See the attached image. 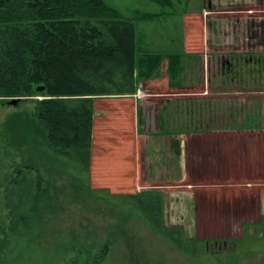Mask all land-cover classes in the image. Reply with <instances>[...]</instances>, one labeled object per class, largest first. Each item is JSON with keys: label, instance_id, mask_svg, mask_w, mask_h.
I'll return each instance as SVG.
<instances>
[{"label": "rangeland", "instance_id": "obj_1", "mask_svg": "<svg viewBox=\"0 0 264 264\" xmlns=\"http://www.w3.org/2000/svg\"><path fill=\"white\" fill-rule=\"evenodd\" d=\"M106 1L117 7L124 15H131L133 10L164 12V17L158 22L137 23L139 45H142L143 38L148 35L150 42L147 47L150 50L164 51L178 46L176 43L181 40L182 12L192 13L187 16L188 24L194 26L193 29L199 30L201 27L203 32L206 31L207 45L210 47L206 53L208 78L210 79L206 97L213 99L215 105L214 110L203 117L204 125L221 126L227 123L226 113L229 108H238L240 98L248 95L251 89L256 87L248 83L251 80L247 76L261 77L263 83L259 86L264 89V53H259L262 61L261 73L256 74H248L250 69L244 57L240 59V56L234 53L235 50L242 49L240 47L264 45V0H170L169 3L162 0ZM201 22H203L202 25ZM153 35L157 37L165 35L166 40L157 44L153 40ZM194 42L192 38L190 46L195 50L198 41L196 40L195 44ZM262 49L264 51V48ZM204 59L206 60V57L203 56ZM199 60L198 67L193 71L195 76H192L196 83L177 91L178 96L185 95L182 98L205 97L200 95L204 90L203 71L205 70L202 59L199 58ZM225 60H229L231 65L239 61L243 64L241 68L237 66L228 70ZM161 85V81L145 83L138 90L141 92L139 94L136 92L133 96L113 95L93 98L94 158L90 167L91 187L107 188L114 193L160 191L163 225L179 228L184 239L201 240L207 246V253L213 255L210 256L212 261L216 257L223 258L225 253L236 251L237 240L264 238V208L262 207V211H257V205H254V202L252 206L240 212L223 211L220 206L208 207L205 202H199L196 193H192L193 183L189 180L172 183V186H166L162 191L161 178L160 181L158 180L162 173L156 172L157 165L161 162L165 166L164 164L169 161L177 164V157L170 152L172 148L166 141L167 139L159 137L158 133L149 132V137L146 134L143 136L136 134V131L139 133L141 129L148 132L152 124L158 128V106L163 101H157L159 94H162L161 98L177 96L171 91L162 92ZM164 93L168 95H163ZM36 98L39 99L41 96L23 99L15 104L0 105V161L2 165L0 169L2 178L0 185V264H93L94 256L106 243L109 245L102 264H206L190 260L174 251L140 221L131 217L123 219L103 204L87 198L83 193L72 191L67 174L63 172L62 167L58 166L59 161L53 160L47 154L41 156L40 151L45 150V146L41 144V140L44 141L41 129H33V126L27 123L26 115L33 112V101ZM153 107L154 117L150 112ZM137 108L141 111L138 124ZM133 110L135 112L132 113ZM187 119L186 117L185 120ZM32 122L34 125V118ZM146 123L150 128L146 129ZM6 131L10 135L6 134L10 142L5 138L7 144L4 142L5 136L2 137ZM28 132L38 142L35 148L30 146L25 139V134ZM135 136L149 139L151 142L149 149L151 180L146 182L143 180V175L141 176V183L148 184V187L144 189H141V184L138 182L133 185L131 179L127 177V172L132 167L131 160H129L131 156L128 155L129 147L123 149L122 161L118 162L123 170H116L119 164L110 165L111 161L109 163L108 160V165L103 166L99 158L101 146L108 147L110 155L112 153L110 147L113 143L119 140L132 143ZM32 162L36 164L43 178L50 183L51 190L54 188L60 203L53 202L58 207L56 214L45 215L40 224L27 233L23 232L24 235H20L15 231L17 226H13L8 209L3 205L6 183L10 178L6 175H14V170L18 168L22 171L25 164ZM169 168L172 173L166 175H173L177 172L173 167ZM27 174L34 177L36 171L31 170ZM197 189H208L209 198L215 201L220 200L215 193L219 190L217 188L195 187V190ZM163 193H165L164 196ZM17 229L19 232L20 228L17 227ZM229 264H264V251L237 259Z\"/></svg>", "mask_w": 264, "mask_h": 264}, {"label": "trees", "instance_id": "obj_2", "mask_svg": "<svg viewBox=\"0 0 264 264\" xmlns=\"http://www.w3.org/2000/svg\"><path fill=\"white\" fill-rule=\"evenodd\" d=\"M162 17L164 12L141 10L124 15L106 0H0V105L10 104L14 98L21 101L41 96L33 101L27 123L41 129L45 150L40 154L59 161L72 191L83 193L123 219L140 221L190 260L229 264L264 251V238L237 240L236 251L212 261L213 255L201 240L184 239L179 228L163 225L160 191L114 193L90 185L93 98L135 94L138 84L149 79L165 57L171 83L182 72L185 54L149 51L137 40V23ZM41 85L44 89L36 91ZM139 115L137 110L138 122ZM6 134L10 136L6 131L2 137L9 142ZM25 139L36 147L38 142L30 132ZM35 165L27 163L22 171L18 168L14 175H6L10 178L3 205L20 235L40 224L45 215L56 214L58 207L53 202L60 203ZM31 170L36 171L34 177L27 174ZM108 245L94 256L93 264H102Z\"/></svg>", "mask_w": 264, "mask_h": 264}, {"label": "crops", "instance_id": "obj_3", "mask_svg": "<svg viewBox=\"0 0 264 264\" xmlns=\"http://www.w3.org/2000/svg\"><path fill=\"white\" fill-rule=\"evenodd\" d=\"M208 9L211 10L210 8ZM190 14L192 13L182 12L181 40L176 43L178 46L162 51L185 54L181 58L182 72L178 75V78L171 83L167 72L168 60L165 57L160 62L155 73L149 79L143 80L138 84L139 90L140 86L145 83L161 81L162 92L171 91L177 96L161 98L160 95L162 94H159V96H157L158 94H148L156 95L158 97L156 98L158 99L157 101L163 100L158 106V128H155L152 124V128L148 129L150 127L146 123L145 127L148 132L141 129L139 133L136 131V134L142 136L146 134L149 137V132L158 133L159 137L167 139L166 141L170 143L169 146L172 148L170 152H172L174 157H177V164L169 161L164 164L165 166L161 162L157 165L156 172L158 174L162 173L161 177H158L159 181L161 178L162 189L166 186H172V183L176 184L180 181L189 180L193 183L191 185L192 193H196V196L199 197V202H205L208 207L220 206L223 211L240 212L244 211L246 207L252 206L254 202V205H257V211H262L264 208V89L259 85L263 82L261 77L247 76L251 80L248 83L256 85V87H253L248 95L240 98L238 108H229L226 113L228 116L227 123L225 122L221 126L204 125L202 123L203 117L211 110H214L215 105L213 99L206 97L210 86L206 53L210 47L207 45L208 36L205 33L206 31L203 32L201 27L199 30L197 28L193 29L194 26L188 24L186 19ZM194 20H197V18H194ZM155 22L158 21L153 23ZM202 23L200 24L202 25ZM153 36V40L157 44L166 40L165 35L161 37ZM192 38H194L195 42L196 40L198 41L195 50L190 46ZM148 42H150V38L147 35L143 38L141 47L149 51H161L148 49ZM240 48L242 49H237L234 53H237L240 59H243L242 56L244 57L250 69L248 74L261 73L262 61L258 60L257 54L264 53L262 49L264 45ZM203 56L204 58L206 57V60H203ZM199 58L202 59L205 70L203 71L204 90L200 95L205 97L182 98L185 95L178 96L179 93L177 91L196 83L192 76H195L193 71L198 67ZM236 64L237 68H241L243 62L239 61ZM227 67L228 70L231 69V65L229 67L227 64ZM159 69L160 72H158ZM238 81L241 82L239 78ZM163 95L168 94L164 93ZM137 110L139 109H136V116ZM133 112L135 111L133 110ZM150 112L154 117V107L150 109ZM186 117L188 118L187 120H185ZM134 138L132 143L123 142L122 140L113 143V146L110 147L112 149L110 155L108 154L109 148L101 146V156L99 158H101L103 166L108 162L110 163V161L112 163L110 165L119 164L123 158V149L129 147L128 155L131 156L129 160H131L132 167L131 170H128L127 177L129 180L131 179L133 185L138 182L141 184V189H144L148 187V184L141 183V176L143 175V180H146V182L151 180L149 173L151 142L149 139H142L139 136ZM93 158L92 146L90 167L91 163H93ZM169 167H173L177 172L173 175H166L172 173L169 171L171 169ZM122 168L119 164L116 170H123ZM195 187L201 189L214 187L219 189L215 193L220 197V200L215 201V199L209 198L208 189L195 190ZM131 193H134V191ZM164 195L165 193H163Z\"/></svg>", "mask_w": 264, "mask_h": 264}, {"label": "water", "instance_id": "obj_4", "mask_svg": "<svg viewBox=\"0 0 264 264\" xmlns=\"http://www.w3.org/2000/svg\"><path fill=\"white\" fill-rule=\"evenodd\" d=\"M43 89H44L43 85L36 87V91H42ZM16 102H17L16 98L9 101L10 104H15Z\"/></svg>", "mask_w": 264, "mask_h": 264}, {"label": "flooded vegetation", "instance_id": "obj_5", "mask_svg": "<svg viewBox=\"0 0 264 264\" xmlns=\"http://www.w3.org/2000/svg\"><path fill=\"white\" fill-rule=\"evenodd\" d=\"M225 62H226V63L228 64V66L230 67L231 64H230L229 60H226ZM236 66H237V64L235 63V65H231V68H232V67H236Z\"/></svg>", "mask_w": 264, "mask_h": 264}, {"label": "built area", "instance_id": "obj_6", "mask_svg": "<svg viewBox=\"0 0 264 264\" xmlns=\"http://www.w3.org/2000/svg\"><path fill=\"white\" fill-rule=\"evenodd\" d=\"M139 93H140V91L137 90V94H139Z\"/></svg>", "mask_w": 264, "mask_h": 264}]
</instances>
